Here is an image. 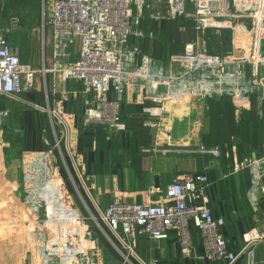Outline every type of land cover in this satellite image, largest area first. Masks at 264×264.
<instances>
[{"label": "built area", "instance_id": "1", "mask_svg": "<svg viewBox=\"0 0 264 264\" xmlns=\"http://www.w3.org/2000/svg\"><path fill=\"white\" fill-rule=\"evenodd\" d=\"M143 19L156 23L191 21L201 32L229 29L231 47L213 55L198 53L197 42H186L180 52L170 56L167 65H158L130 41L131 37H154L141 29ZM245 21L251 22V29ZM42 31V65L37 69L32 62H21L18 49L0 29V96L48 113L56 149L86 209L83 213L74 205L62 204L58 178L48 179L41 190V215L28 222L29 230L37 233L42 264H47L49 257L55 264H86L90 251L99 246L95 232L105 235L126 263L155 264L146 263L135 252L138 235L165 240L172 231L184 257L219 264H255V253L264 245V229L248 233L244 245L231 250L221 232L223 217L214 216L210 210L206 191L209 180L204 173L192 179L177 175L167 185L152 184L144 202L123 201L115 182L109 203L98 207L92 193L94 179L84 175L72 151L70 126L61 102L74 99L81 104L84 127L114 133L126 129L121 119L123 101L130 91L140 93L142 87H161L164 92L147 96L154 103L142 108L146 115L143 124L148 127L161 125L160 118L169 108L167 99L176 101L186 94L207 93L214 98L226 95L236 116L249 110L254 101L255 114L264 121V0H44ZM76 44L78 51L72 60L71 48ZM47 74H51L48 80ZM67 79L77 81L81 87L67 91ZM60 81L62 87L56 92ZM36 89L42 92L47 108L25 97ZM50 93H58L59 98L50 102ZM8 113V109L0 110V124ZM9 145L0 140V175L7 172L5 149ZM200 145L191 151L221 155L220 145ZM242 170L249 172L252 183L261 179L264 134L258 154L253 152L229 166V174ZM155 196L159 200H153ZM191 224L200 232L199 255L194 253Z\"/></svg>", "mask_w": 264, "mask_h": 264}, {"label": "crops", "instance_id": "2", "mask_svg": "<svg viewBox=\"0 0 264 264\" xmlns=\"http://www.w3.org/2000/svg\"><path fill=\"white\" fill-rule=\"evenodd\" d=\"M21 1H16V5L30 2ZM33 1L41 4L43 11L44 0ZM42 22L43 19L41 25L31 32L28 29L16 31L18 29L13 27L5 28L9 42L18 49L21 62L29 63L35 59L36 67L42 65ZM180 25L184 26L183 30ZM140 27L146 33L152 32L154 37H131L130 41L136 42L141 52L149 54L158 65H167L170 56L180 52L186 42H197L198 53L213 55L222 54L231 47L229 29H222L219 33L210 30L201 32L195 29L193 22L180 19L160 23L143 19ZM246 27L251 29V22ZM77 51L78 44L71 48L72 60ZM61 87L60 81L56 92ZM80 87V83L71 79L64 84L67 91ZM36 92L41 93V99ZM163 93L161 87H142L140 93L130 91L121 108V119L126 129L119 133L102 129L92 133L83 126L81 104L74 99L61 102L70 126L71 148L76 162L84 175L94 179V201L98 207L104 208L110 201L111 188L117 182L123 201L144 202L146 190L152 184L167 185L177 175L184 174L192 179L204 173L209 180L206 191L210 210L214 216L223 217L221 232L228 239L229 248L237 251L244 245L248 233L255 234L264 229V171L261 179L252 183L247 170L229 174V166L253 152H260L264 121L256 116L254 101L249 110L236 116L226 95L220 99H206L186 94L176 101L167 99L169 108L160 118L159 127L145 126L146 115L142 108L154 104L147 96ZM57 94H49L50 102L57 96L59 98ZM26 95L30 101L40 104L42 99L45 100L39 89ZM5 107H8L9 113L5 122L0 124V140L10 145L5 149L7 172L0 175V264H42L43 252L37 233L29 230L28 222L41 215V190L48 179L52 176L58 178L63 194L62 204L74 205L83 213L86 209L82 207L58 150L48 146L54 139L48 113L0 96V109ZM21 107L28 109L24 111ZM34 113H37L39 122L32 118ZM19 127L24 131L21 136L16 135L20 134L17 132ZM79 143H85L82 150ZM200 144L220 145L221 155L215 157L191 151ZM143 146L150 149L144 152L141 150ZM76 184L79 185L78 182ZM153 200H159L158 196ZM190 232L194 253L199 255L202 253L200 232L193 224L190 225ZM95 234L98 235L99 246L90 251L86 264H128L105 235L100 232ZM135 252L146 263L219 264L218 261L184 257L173 231L165 240H152L139 234ZM262 252L264 245H260L255 253L257 263L258 254ZM47 264H55V260L49 257Z\"/></svg>", "mask_w": 264, "mask_h": 264}, {"label": "rangeland", "instance_id": "3", "mask_svg": "<svg viewBox=\"0 0 264 264\" xmlns=\"http://www.w3.org/2000/svg\"><path fill=\"white\" fill-rule=\"evenodd\" d=\"M16 1L22 2L21 0H16ZM16 1L15 0H0V29L5 30V28L13 27V28L18 29L16 31H22L24 29H28V31H30V32L35 31V29H37V27H39L41 25V20L43 19L42 5L41 4H39V5L35 4V2L33 0H30L29 4L27 3L26 5L18 6L15 3ZM245 22H246V24L249 23L248 21H245ZM48 41H49V36H48ZM46 66H49V65H46ZM37 69H41V66H39ZM37 75H38V78L40 79V73ZM49 77H51V74H47V80L49 79ZM204 80H205V77H204ZM201 97L206 98V99H215V98L220 99V97H222V96L214 98L212 95H209L206 93L204 96H201ZM41 104L43 105L44 108H47V105H46L44 99H42ZM203 107H204V109L208 108L206 106H203ZM5 108L7 109L8 107H5ZM6 109L2 108L0 110H6ZM18 109H20V107H18ZM22 109H24V111H25L28 108H22ZM37 111H39V110H37ZM42 113L46 114V112H42ZM17 132L20 134L16 133V135H20V136L23 135L22 134L23 133L22 127L17 128ZM49 146L53 150L54 149L57 150L56 149V142L54 141V139H53L52 143L49 144ZM200 146L201 145H197L196 149L200 148ZM203 146H206V145H203ZM149 149L150 148L146 147V146H143V148H141V150L144 152H146ZM185 150H183V151H185ZM258 261L259 262L257 263V261H256L255 264H264V252H262L261 254H258Z\"/></svg>", "mask_w": 264, "mask_h": 264}, {"label": "trees", "instance_id": "4", "mask_svg": "<svg viewBox=\"0 0 264 264\" xmlns=\"http://www.w3.org/2000/svg\"><path fill=\"white\" fill-rule=\"evenodd\" d=\"M30 62H32L33 65H36V64H37V62L35 61V59H31ZM32 92H33V91H32ZM29 93H31V92H29ZM36 93L39 94V98L41 99V96H40L41 93H38V92H36ZM27 94H28V93H27ZM25 97L27 98V95H25ZM78 103H79V102H78ZM28 114H31V113H28ZM28 118H31V116H29ZM32 118L36 119L38 122H39V120H40L39 117H38V115H37V113H34L33 116H32ZM84 128H86V129H90L91 132L94 133V134H95L97 131H99V129H100V128H97V129H96V128H92V127H84ZM23 132H24V131H23ZM22 134H23V133H22ZM91 136H92V134H91ZM84 147H85V143L82 144V145L79 143V149H80V150H82ZM5 155H6V154H5ZM6 159H7V158H6Z\"/></svg>", "mask_w": 264, "mask_h": 264}, {"label": "bare ground", "instance_id": "5", "mask_svg": "<svg viewBox=\"0 0 264 264\" xmlns=\"http://www.w3.org/2000/svg\"><path fill=\"white\" fill-rule=\"evenodd\" d=\"M242 30V28L240 29V31ZM248 38H249V36H248ZM249 48L247 47V50H248ZM193 79H194V77H193ZM196 84L194 83V89H196V86H195Z\"/></svg>", "mask_w": 264, "mask_h": 264}]
</instances>
